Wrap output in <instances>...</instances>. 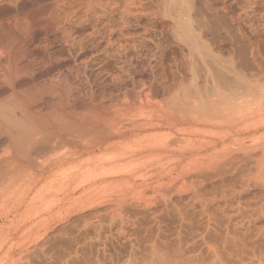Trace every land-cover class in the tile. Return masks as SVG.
Masks as SVG:
<instances>
[{"label": "bare ground", "instance_id": "1", "mask_svg": "<svg viewBox=\"0 0 264 264\" xmlns=\"http://www.w3.org/2000/svg\"><path fill=\"white\" fill-rule=\"evenodd\" d=\"M16 1L27 10L22 23L15 21L16 8L0 7L6 17L0 25V207L16 202L29 216L51 212L40 225L24 227L31 233L54 215L107 198L92 185L119 189L151 182L153 193L146 185L141 193L149 195L134 194L147 198L137 203L152 213L154 226L142 230L136 215L142 208L130 217L120 206L124 201L105 202L86 221L127 234L129 246L142 250L141 264H264V56L258 31L264 29V0H206L229 15L239 49L230 29L226 39L218 22L194 17L193 0ZM144 41L151 43L152 74L137 68L145 55L137 46ZM170 44L181 55L179 71L157 79L153 69ZM247 56L251 76L236 62ZM103 57L115 61V71L101 72ZM128 71L131 79L123 78ZM151 196L157 205L150 206ZM4 213L14 227L9 231L20 230L28 217ZM162 213L177 224L172 241L162 235ZM5 225L0 223V264L40 261L39 243L22 247L23 231L9 233ZM183 231L198 240L184 242Z\"/></svg>", "mask_w": 264, "mask_h": 264}, {"label": "rangeland", "instance_id": "2", "mask_svg": "<svg viewBox=\"0 0 264 264\" xmlns=\"http://www.w3.org/2000/svg\"><path fill=\"white\" fill-rule=\"evenodd\" d=\"M7 1V0H6ZM13 1V2H12ZM4 2H5V0L4 1H2L1 3L2 4H0V7L2 6V7H5V8H7V6H10L9 8H11V9H15V12L13 11V10H11L12 12H14L13 14L15 15L14 16V18H15V21H17L16 23H22V21H24V19H26V17H24V15L25 16H27L26 14H27V10H23V8H20V7H18L17 5H16V0H8L7 2H5V4H4ZM11 3V4H10ZM3 4H4V6H3ZM193 4H194V7H195V9H194V17H196V19L197 20H199V21H201V20H203V21H205V22H208V23H210V24H214L215 22H218L219 24H217V23H215V24H217V26H220L221 27V29H218L219 31V33L221 34V36H224L225 38L227 37V35H229L230 36V38H232L233 40H232V43H233V46H235L236 48H238L239 47V44H238V42H237V39H238V34L235 32V30L233 29V28H231L230 29V27H232V24H231V21H230V19L228 20V17H229V15H228V17H227V15L225 14L226 12L224 11V10H222L221 9V7L220 6H218V7H215L214 5H212V4H208L207 2H206V0H193ZM15 5V6H14ZM41 5H43V4H40V6H36L37 7V9L39 8V9H41V7L43 8V6H41ZM36 7H35V9L34 10H36ZM18 8V9H17ZM26 13H25V12ZM36 11H38V10H36ZM224 11V12H223ZM3 15V14H2ZM2 15H0V25L2 26V27H5L4 25H2V24H4L5 22H4V18H6L5 16L3 17ZM2 16V17H1ZM18 20L19 21H21V22H18ZM4 22V23H3ZM116 22H117V24H119V22L117 21V19H115L114 20V23L116 24ZM249 24V23H248ZM247 24V25H248ZM0 26V28H2ZM219 28V27H218ZM226 29H230L227 33V35H225L226 34V32H225V30ZM256 29H258V28H256ZM1 30V29H0ZM260 30V31H259ZM130 31H132V30H129V32ZM258 31L260 32V38H261V43H262V45H261V51H262V54H263V56H264V29L263 28H261V29H258ZM262 32V33H261ZM0 33H2L1 31H0ZM0 35H3V33L2 34H0ZM208 36L206 37V38H209L210 40H211V35H210V33L209 34H207ZM227 39V38H226ZM151 43L149 42V41H144L143 43H141L140 45H138L137 46V48H138V50L140 51H138L139 52V55L140 54H145V55H141L140 56V58H139V63H138V65H137V68L138 67H140V68H138V70H143L144 68L146 69H144L147 73L148 72H150L151 74H152V71L151 70H149L148 69V67L150 68V66H149V64H148V56L149 55H147V54H149L148 52H149V50L148 49H150L151 48V45H150ZM149 45H150V48H148L149 47ZM172 44H170L168 47H167V49L165 50V53H163V55L162 56H160V58H158L159 59V61H158V66L160 67V68H158V66H157V68H158V71H156L157 69H156V67H155V70L153 69V76L155 75V74H159L158 76H156L155 75V77L158 79V78H161V77H165L166 79H169L170 78V76L172 75V74H177V72L179 71V69L178 68H180V65H179V60L181 59V55H180V53H179V51H178V49H177V47L176 46H174V44L171 46ZM144 46V47H143ZM239 49V48H238ZM237 49V50H238ZM129 50V49H128ZM127 50V51H128ZM142 52V53H141ZM128 53V54H127ZM239 53V52H238ZM133 54V55H132ZM129 55H130V57H129ZM126 56H127V58L128 59H134V57H135V51L134 50H132V49H130V51H128V52H126ZM132 56V57H131ZM239 57V56H238ZM236 58V62H237V64H238V66L239 67H241L242 69H244V71L247 73V75L248 76H251V74L254 72V67H253V63H252V59L249 57V56H247L246 57V62H242L241 60L242 59H239V58ZM104 58V57H103ZM148 58V59H147ZM162 58V59H161ZM145 59H147L146 61H145ZM113 59H110V58H104V59H102V61L100 62V65H99V67L102 69V71L101 72H104V73H106V71L108 72L109 71V73L110 72H113V71H115L116 70V68H115V61L113 60ZM147 62V63H146ZM161 62V63H160ZM113 63H114V65H113ZM110 65V66H109ZM114 66V68H113V66ZM162 65V66H161ZM105 66V67H104ZM163 67V68H162ZM99 68V69H100ZM113 68V69H112ZM110 69H112L111 71H110ZM171 70V71H170ZM155 71L157 72V73H155ZM161 71H163V76H162V74L160 73ZM170 71V72H169ZM91 73V72H90ZM89 72H88V74H90ZM128 73H130V74H128ZM149 73V74H150ZM122 75L124 76L123 78H129V79H131L130 77H132V73L130 72V71H128L127 73L125 72H123L122 73ZM152 76V75H151ZM90 77H92V76H90ZM228 79H231V77L230 76H228L227 77ZM91 79V78H90ZM129 79H128V81H129ZM135 80H137L136 78H135ZM138 81V83H139V80H137ZM136 82V81H135ZM137 83V84H138ZM165 95H163V96H161L160 97V100H163V99H165ZM251 103L253 104L254 102H249V104L251 105ZM248 103H247V105H249ZM174 172V171H173ZM125 184H122L121 186H119V189L121 190V191H123L122 189H126L125 190V192L123 191V192H121V191H119V189H117V188H113V189H111L108 185H100V186H97V185H95V186H91V188H93L94 189V191H98L99 189H101L102 191H106V192H109V193H106L105 192V196L108 198V197H110V199L108 198H105V199H103L104 198V195H103V197H101L102 198V200H100V203H102V204H100V203H98V204H100L99 206L98 205H95V206H93L94 205V203L93 202H95V201H92L91 202V204L90 203H88L87 205H88V208L86 207L85 208V206H87V205H85L84 207L82 206V208H81V206H79V207H77L76 208V206H74L73 208H70L69 210H68V212L67 213H64V214H62V215H64V216H62V215H58V216H53L52 217V219H51V221L49 222V224H47V226H44V223L42 224L43 226H44V228H43V226L41 227V228H39V227H37V230H31V233H30V231L29 230H27L26 231V229L24 228V227H27V225H30L31 223L32 224H34L33 222H36L37 221V223H35L36 225H40V223H42V222H44L45 221V218L47 217V215H49V214H51V212H47V211H45L44 209L43 210H40V209H38V210H34V212L35 213H33L32 211H33V209H30L29 211H31L32 212V214H31V216H29L28 214V210H26V212H24L25 210H24V207L23 208H21V205L19 204H17L16 202H14V203H12V205L11 206H9V209L8 208H6V207H0V211L1 210H3L4 208V210L3 211H1L0 213H1V215H0V223L2 224V223H4V224H6L5 225V230H7V231H9L11 228H12V226H13V224L11 223V224H9V222L7 221V220H5V215H6V213H4V212H6V209H7V215H8V217L9 218H11V217H13V216H16V219H17V217L19 216V215H21L22 214V211H23V214H22V217H25L24 215H25V213L27 214L26 216H28V217H31V219H28V217H27V219H26V217H25V221L24 220H22V222L21 223H23L24 222V226L22 225L21 226V228L23 229H21L20 228V230L21 231H23L22 232V247H28V246H31L33 243H39V245H40V247H42V249H43V252L44 253H48V255L46 254V255H43L44 253H42L41 255H39L38 256V259H35V260H40V261H35V263L34 264H37V262H39V263H41V264H45L46 262H50L51 264H62V262H60L59 260H61L60 259V257H62V260L63 259H65V258H68V259H70V256H68V255H71V257H72V259H70V264H95V261H96V263H97V261H99L98 263H102V264H141V262H143L141 259L142 258H140V257H142V253H139V252H141V251H138V249L137 250H134V248H131L130 246H129V241H127V240H129V239H127V234H126V236H118L119 234H115V233H107V232H105V230H99L97 227H95V226H93V225H89L88 224V222L86 221V220H90L89 218H91L92 217V219H93V217H94V212L95 211H97L100 207H102V205L104 206L106 203H108V202H113V203H117V204H119L121 201H124V203L126 204H124L123 202H121L120 203V206L121 205H125L124 207L123 206H121L122 207V211H124V214H128L129 216L131 215L132 217L135 215V211L136 210H138V208H140L141 206H139V202L141 201H143V200H146V199H143L144 197H145V195L146 194H148L149 195V193H146V191L148 190L149 192H151V189L150 188H152L153 187V183H151V182H149V183H145V185H143V186H141V187H139V186H136V187H134V188H132L131 187V185L129 184H127V185H125ZM146 185H148L147 187H146ZM106 186H108L107 188H109V189H111V191L110 190H108L107 188H106ZM99 189H98V188ZM120 187H122V189L120 188ZM124 187V188H123ZM146 187V188H145ZM75 188V191H77V192H75V193H78L79 191H80V188L79 187H74ZM130 188V189H129ZM142 188V190H140ZM143 188H145L144 190H146V191H144V194H143V192L141 193V191H143ZM77 189V190H76ZM96 189V190H95ZM98 189V190H97ZM119 191H117V190ZM101 190H99V191H101ZM114 190H116L115 192H113ZM128 190V191H127ZM131 190H132V192H131ZM138 191L139 190V192L141 193V196L143 197V195H144V197L143 198H141V197H138V198H140V199H138V198H136L137 196H136V193L134 194V191ZM182 190H184L185 192H186V189H182ZM181 190V192H179L178 194H180V195H178V197L179 196H182L183 194H184V191H182ZM111 192H113V193H111ZM116 192H117V194H118V196H117V194H116ZM127 192V193H126ZM129 192V193H128ZM115 193V194H114ZM121 193H122V195H121ZM125 193V194H124ZM151 193H153V192H151ZM150 193V194H151ZM127 194V195H126ZM129 194V195H128ZM132 194V197H130V195ZM170 194H171V192H170ZM119 195H121V196H119ZM125 195V196H124ZM140 194H138V196H139ZM136 196V197H135ZM153 196V195H152ZM152 196L150 197L151 199V201H149L148 203H150V206H153L154 204L155 205H157V202L156 203H154L155 201L153 200V198H152ZM155 196V195H154ZM176 197V196H175ZM178 197H176V198H178ZM101 198H99V199H101ZM120 198H122L121 200H120ZM129 198H131V199H129ZM135 198V199H134ZM156 198H158V197H156ZM98 199V200H99ZM116 199V200H115ZM127 200L126 202H125V200ZM94 200H96V199H94ZM97 200V201H98ZM105 200V201H104ZM97 201L95 202L96 204H97ZM130 201H133V202H130ZM137 201H139L138 203H137ZM99 202V201H98ZM106 202V203H105ZM129 202L130 203H132V204H129ZM136 202V203H135ZM140 202V203H141ZM153 202V203H152ZM93 203V204H92ZM134 203V204H133ZM128 204V205H127ZM137 204V205H136ZM152 204V205H151ZM92 205V206H91ZM127 206H129L130 208H128ZM134 206V207H133ZM135 206H137V207H135ZM91 207V208H90ZM125 207H127V208H125ZM134 209H133V208ZM97 208V210H94V209H96ZM125 208V209H124ZM137 208V209H136ZM142 209V211L140 210H138V211H136V212H138V214L136 213V215H137V217H139V220H143V221H141V226H140V228L143 230V229H145L146 227L147 228H149L150 226H154L153 225V222H154V219H152L153 218V215H152V213L150 214V212L149 211H146L145 209L146 208H143V207H141ZM16 209V210H15ZM73 209V210H72ZM74 209H76V210H74ZM78 209V210H77ZM80 209V210H79ZM132 209H133V212H132ZM15 210V211H14ZM19 210H21V213H20V211ZM41 211V214L38 212V211ZM72 210V211H71ZM82 210V211H81ZM85 210V211H84ZM127 210V211H126ZM135 210V211H134ZM11 211V212H10ZM17 211L19 212V213H17ZM70 211V212H69ZM80 211V212H79ZM125 211H126V213H125ZM130 211V212H129ZM10 212V213H9ZM38 212V213H37ZM129 212V213H128ZM140 212H142V213H140ZM144 212V213H143ZM2 213H3V215H2ZM44 213V214H43ZM68 213H69V216H68ZM103 213H105V212H103ZM107 213H110V210L109 211H107ZM106 213V214H107ZM139 213H140V216H139ZM146 213V214H145ZM11 214V215H10ZM18 214V215H17ZM34 214H36V216H34ZM39 214V215H38ZM46 214V215H45ZM90 214V215H89ZM93 214V215H92ZM164 215V217H163V215ZM162 214H159L158 216H160L158 219L161 221L160 223H162V224H160L161 225V229H162V235H164L166 238L165 239H167V240H173L174 238V235H175V231H176V226H177V224L175 225V219H174V217H172V216H170V217H168V216H166L164 213H162ZM42 215V216H41ZM43 215H45L46 217H44ZM89 215V216H88ZM92 215V216H91ZM109 215V214H108ZM143 215H144V217H143ZM150 215V216H149ZM35 218H34V217ZM68 216V217H67ZM130 216V217H131ZM21 219H22V217L21 216H19ZM19 217H18V219H19ZM63 217H66V218H64V220H63ZM140 217H141V219H140ZM162 217V218H161ZM2 218V219H1ZM40 218H43V219H40ZM143 218V219H142ZM145 218H147V219H145ZM163 218H164V220H163ZM166 218V219H165ZM24 219V218H23ZM35 219V220H34ZM150 219H151V221H152V223H151V221H150ZM172 221H171V220ZM41 220H43L42 222H41ZM147 220V221H146ZM6 223H5V222ZM31 221V222H30ZM87 223H86V222ZM167 221V222H166ZM169 221V222H168ZM39 222V223H38ZM174 222V223H173ZM28 223V224H27ZM87 225H86V224ZM107 223V222H106ZM147 223H148V225H147ZM152 225H151V224ZM163 223H165V224H163ZM170 223V224H169ZM168 224V225H167ZM145 225V226H144ZM163 225H164V227H163ZM9 226H10V228H9ZM58 226V227H57ZM91 226V227H90ZM54 227H55V230H54ZM144 227V228H143ZM14 228V227H13ZM12 228V229H13ZM53 228V229H52ZM95 230H94V229ZM96 228H97V230H96ZM168 228V229H167ZM11 229V230H12ZM25 229V230H24ZM14 230V229H13ZM20 230H18V231H9V233H12V232H17L18 234L19 233H21V231ZM53 232V233H50L51 231ZM163 230H165V233H164V231ZM50 233H48V232ZM105 232L106 233V235H105V233H104V236L102 235V233L103 232ZM174 231V232H173ZM24 232H26V233H24ZM91 232V233H90ZM186 232V233H185ZM90 233V234H89ZM97 233V234H96ZM100 233V234H99ZM174 233V234H173ZM34 234H37V236L35 235L34 237H30V236H33ZM49 234V235H48ZM93 234V235H92ZM109 234V235H108ZM112 234L114 235V236H112ZM169 234H171V236L169 235ZM24 235H27V236H25L24 237ZM38 235H40V237L38 236ZM46 235H47V237H46ZM89 235V236H88ZM190 235V236H189ZM48 236H49V238H48ZM95 236H97L96 238H95ZM100 236H102V237H105V239L104 238H102V237H100ZM112 236V237H111ZM163 236V237H164ZM36 237H38L37 239H39L40 240V242H38L37 240H35L34 241V238L36 239ZM107 237V238H106ZM109 237V238H108ZM124 237V238H123ZM126 237V238H125ZM181 237H183L182 239H183V241L184 242H186V243H188V242H190V238H191V241L192 242H195V241H197V240H195V238H194V240L192 239L193 238V236H191V233H188V231H183V232H181ZM25 238V239H24ZM40 238H42V239H40ZM46 238H47V240H46ZM97 238L99 239V241L97 240ZM101 238V239H100ZM117 238H120V239H117ZM173 238V239H172ZM24 239V240H23ZM32 239V240H31ZM103 239V240H102ZM110 239V240H109ZM113 239V240H112ZM31 240V241H30ZM84 240V241H83ZM109 240V242H107ZM102 241V242H101ZM104 241V242H103ZM141 241V240H140ZM32 242V243H31ZM97 242V243H96ZM106 242V243H105ZM191 243V242H190ZM46 244H48L47 246H46ZM90 244V245H89ZM103 244V245H102ZM107 244V245H106ZM198 244H199V242H198ZM197 244V245H198ZM102 245V246H101ZM189 245H191V244H189ZM197 245H195V246H197ZM88 247V248H87ZM130 247V248H129ZM198 247V246H197ZM47 250H46V249ZM51 248H52V250H51ZM58 248H60V249H58ZM57 249H58V251H57ZM63 249V250H62ZM71 249V250H70ZM79 249V250H78ZM139 249H141V247L139 248ZM61 250V252H59ZM67 250H69V252L67 251ZM100 250V251H99ZM133 252H132V251ZM49 251H51V252H49ZM74 253H73V252ZM96 251H97V253H96ZM137 251V252H136ZM57 252V253H56ZM58 252H59V254H58ZM102 252H103V254H102ZM76 253V254H75ZM78 253V254H77ZM81 253H83L82 255H81ZM85 253V254H84ZM99 253V254H98ZM53 254V255H52ZM58 254V255H57ZM67 254V255H66ZM101 254V255H100ZM128 254V255H127ZM140 254V255H139ZM63 255V256H62ZM64 255H66V257L64 256ZM95 255V256H94ZM46 256V260H47V258H48V260L46 261L45 259H44V257ZM50 256V257H49ZM58 256V257H57ZM68 256V257H67ZM77 256V257H76ZM97 256H98V258H97ZM136 256V257H135ZM139 256V257H138ZM52 257V258H51ZM64 257V258H63ZM80 257V258H79ZM39 258H41V259H39ZM51 258V259H50ZM59 258V259H58ZM83 258V259H82ZM96 258V259H95ZM45 261H44V260ZM139 259V260H138ZM43 260V261H42ZM52 262H51V261ZM72 260H73V262H72ZM85 261V263H84V261ZM92 260V261H91ZM126 260V261H125ZM92 263H91V262ZM101 261V262H100ZM123 261V262H122ZM141 261V262H140ZM45 262V263H44ZM54 262V263H53ZM58 262H60V263H58ZM122 262V263H121ZM135 262V263H134ZM38 263V264H39ZM47 264V263H46ZM49 264V263H48ZM143 264V263H142Z\"/></svg>", "mask_w": 264, "mask_h": 264}]
</instances>
